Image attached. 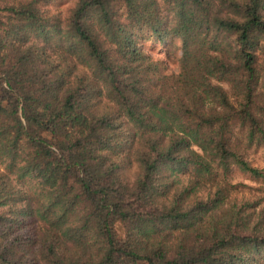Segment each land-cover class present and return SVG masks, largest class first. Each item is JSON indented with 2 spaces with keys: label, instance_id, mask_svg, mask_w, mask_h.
<instances>
[{
  "label": "trees",
  "instance_id": "1",
  "mask_svg": "<svg viewBox=\"0 0 264 264\" xmlns=\"http://www.w3.org/2000/svg\"><path fill=\"white\" fill-rule=\"evenodd\" d=\"M58 1L0 0V264H264V0Z\"/></svg>",
  "mask_w": 264,
  "mask_h": 264
},
{
  "label": "rangeland",
  "instance_id": "2",
  "mask_svg": "<svg viewBox=\"0 0 264 264\" xmlns=\"http://www.w3.org/2000/svg\"><path fill=\"white\" fill-rule=\"evenodd\" d=\"M73 3H74V0H59L55 6L51 7V10L65 12L67 8L73 5ZM144 48L154 59H162L164 57L163 48H161L158 44H156L154 40L147 41L144 44ZM170 70L176 71L177 65L171 62ZM249 153H250V158L254 161L253 164L260 168H264V153L262 151H259L257 153L250 151ZM243 180H244L243 177L239 173H236L233 175L232 183L234 185L239 184V183H242ZM241 191L248 193L249 191H251V189L242 188L239 186L237 189V192L242 194ZM252 194L264 196V192L256 191V192H253Z\"/></svg>",
  "mask_w": 264,
  "mask_h": 264
}]
</instances>
